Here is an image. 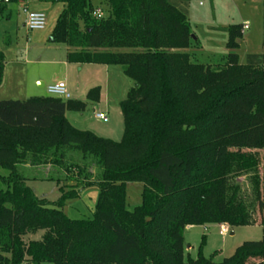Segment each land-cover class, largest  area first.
Instances as JSON below:
<instances>
[{
	"label": "trees",
	"instance_id": "16d2710c",
	"mask_svg": "<svg viewBox=\"0 0 264 264\" xmlns=\"http://www.w3.org/2000/svg\"><path fill=\"white\" fill-rule=\"evenodd\" d=\"M19 1L0 0V19ZM38 1L62 6L50 41L66 47L68 64L119 67L133 86L119 104V143L69 124L65 114L84 113L85 102L0 101V264H264V53L239 63L242 26L227 29L222 63L199 64L187 53L189 0H105L100 20L90 0ZM4 69L0 52V85ZM99 97L97 88L86 94L90 103ZM67 149L80 163L66 167ZM27 165L76 170L75 185L99 191L92 219L64 215L74 186L55 204L38 199L19 172ZM127 183L142 185L132 211ZM256 223L262 240L220 263L202 256L204 236L196 259L184 258L187 227ZM38 231L39 241L24 242Z\"/></svg>",
	"mask_w": 264,
	"mask_h": 264
},
{
	"label": "rangeland",
	"instance_id": "374dc122",
	"mask_svg": "<svg viewBox=\"0 0 264 264\" xmlns=\"http://www.w3.org/2000/svg\"><path fill=\"white\" fill-rule=\"evenodd\" d=\"M24 4H14L0 19V52L5 58V69L0 85V101H25L30 98L48 97L46 88L63 83L72 99L87 104L82 114L68 112L69 117L78 131H87L95 136L119 143L123 136V118L119 104L133 86V83L118 69L116 76L108 77L99 65H74L66 62V47L50 41L56 20L62 11L60 4H51L38 0H23ZM95 9L107 16L105 0H90ZM28 12L42 13L46 16L43 30L28 31L24 27L25 14ZM191 37V45L187 50L191 61L199 64L222 63L227 51V29L231 26H244L242 39L239 41L236 54L241 65L246 64L248 56L264 53V5L262 0H189L184 5ZM119 73V74H118ZM39 84L44 87L40 89ZM97 88L100 97L97 103L86 100L89 90ZM95 104V105H94ZM96 113H103L107 122L95 118ZM74 122L78 124H74ZM66 167L70 163H80V156L69 149L65 150ZM28 166V165H27ZM93 176L97 175V168L91 165ZM20 174L26 180V186L40 200L55 204L61 197V191L68 192L76 187L77 198L64 202L62 211L70 220L92 219L94 207L98 197L96 187L82 188L75 185L71 178L76 174L66 172L64 168L19 167ZM6 171L0 170V176ZM262 202L264 206V151L262 153ZM243 190V197L249 203L250 185L246 177L239 179ZM126 204L132 211L140 204L142 185L126 184ZM0 190L4 187L0 183ZM264 217V209H263ZM220 226L207 225L204 227H190L183 231L184 258L196 259L205 237L201 252L205 259L215 263L231 257L235 250L244 244L258 243L262 240L263 232L259 224L246 227L228 228L225 235H219ZM43 231L29 234L23 238L25 243L39 241Z\"/></svg>",
	"mask_w": 264,
	"mask_h": 264
},
{
	"label": "built area",
	"instance_id": "2783aa9c",
	"mask_svg": "<svg viewBox=\"0 0 264 264\" xmlns=\"http://www.w3.org/2000/svg\"><path fill=\"white\" fill-rule=\"evenodd\" d=\"M22 12L25 14V23L24 27L28 31H38L43 30L46 25V16L42 13H36V12H28L27 8H23ZM92 16L100 20L102 19L101 11L99 9H95L92 13ZM248 28V25L242 26V32ZM46 92L50 97L53 98H61L64 100H69L70 96L66 90V86L63 83H58L53 86H49L46 88ZM95 118L97 120H100L102 122H107V117L104 114L96 113ZM228 232L227 226H220L219 229V235H225Z\"/></svg>",
	"mask_w": 264,
	"mask_h": 264
},
{
	"label": "crops",
	"instance_id": "0c3cea01",
	"mask_svg": "<svg viewBox=\"0 0 264 264\" xmlns=\"http://www.w3.org/2000/svg\"><path fill=\"white\" fill-rule=\"evenodd\" d=\"M27 1L28 0H26L25 2H26V4H27ZM24 1L23 0H20L19 1V3H18V6H19V8H20V6L22 5V3H23ZM21 4V5H20ZM24 4V3H23ZM21 9V8H20ZM24 23H25V21H24ZM68 64V63H67ZM74 65H76V64H74ZM78 66H82V65H78ZM100 67H103L104 69H102L101 71L102 72H104L108 77H112V76H116V69H118L119 71H117V72H121L122 73V71H121V69L119 68V67H114V66H102V65H99ZM119 74V73H118ZM123 74V73H122ZM39 86H40V89H42L43 87H44V85L43 84H39ZM69 100H76V98H74V99H72L71 98V96H70V99ZM77 101V100H76ZM95 105V104H94ZM101 114H103V113H101ZM105 115V114H104ZM70 115L68 114V112L65 114V118H66V120L69 122V124L73 127V128H75L74 126H73V122L72 121H77V119H75V118H73V117H69ZM106 116V115H105ZM74 124H78V123H76V122H74ZM75 129H77V128H75ZM25 168H30L29 166H26ZM47 169L48 168H50V167H46ZM188 228H190V227H188ZM258 264V263H257Z\"/></svg>",
	"mask_w": 264,
	"mask_h": 264
},
{
	"label": "water",
	"instance_id": "95a60500",
	"mask_svg": "<svg viewBox=\"0 0 264 264\" xmlns=\"http://www.w3.org/2000/svg\"><path fill=\"white\" fill-rule=\"evenodd\" d=\"M192 38V37H191ZM193 39V38H192Z\"/></svg>",
	"mask_w": 264,
	"mask_h": 264
}]
</instances>
